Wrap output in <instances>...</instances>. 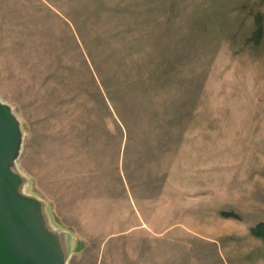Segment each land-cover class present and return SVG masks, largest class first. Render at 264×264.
<instances>
[{"label":"rangeland","instance_id":"374dc122","mask_svg":"<svg viewBox=\"0 0 264 264\" xmlns=\"http://www.w3.org/2000/svg\"><path fill=\"white\" fill-rule=\"evenodd\" d=\"M0 100L66 264H264V0H0Z\"/></svg>","mask_w":264,"mask_h":264},{"label":"water","instance_id":"95a60500","mask_svg":"<svg viewBox=\"0 0 264 264\" xmlns=\"http://www.w3.org/2000/svg\"><path fill=\"white\" fill-rule=\"evenodd\" d=\"M22 143L20 121L0 100V264H66L64 235L50 227L42 201L22 192Z\"/></svg>","mask_w":264,"mask_h":264},{"label":"trees","instance_id":"16d2710c","mask_svg":"<svg viewBox=\"0 0 264 264\" xmlns=\"http://www.w3.org/2000/svg\"><path fill=\"white\" fill-rule=\"evenodd\" d=\"M103 83V82H102ZM114 110L116 111V115H120L115 105L113 106ZM221 215L223 216H234L232 212H221ZM250 232L253 236L260 238L264 243V223H258L255 226L250 228Z\"/></svg>","mask_w":264,"mask_h":264}]
</instances>
